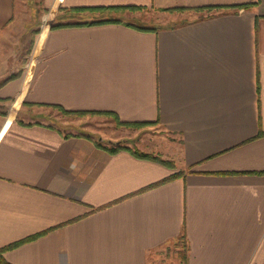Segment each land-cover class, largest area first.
Returning a JSON list of instances; mask_svg holds the SVG:
<instances>
[{"label":"crops","instance_id":"obj_1","mask_svg":"<svg viewBox=\"0 0 264 264\" xmlns=\"http://www.w3.org/2000/svg\"><path fill=\"white\" fill-rule=\"evenodd\" d=\"M17 3L0 0V247L22 242L0 259L180 264L166 250L181 240L184 264H264V0H40L64 23L127 5L165 20L48 27L29 72L11 76ZM27 105L151 122L174 165L111 153Z\"/></svg>","mask_w":264,"mask_h":264},{"label":"rangeland","instance_id":"obj_2","mask_svg":"<svg viewBox=\"0 0 264 264\" xmlns=\"http://www.w3.org/2000/svg\"><path fill=\"white\" fill-rule=\"evenodd\" d=\"M17 1V5L19 7L17 26H15L13 30H10V40L6 42V44L4 43L2 45L3 51L8 54L12 55L15 51L17 52L18 62L16 63L17 67H14L17 72L13 73L12 71L14 70H9L11 71V76H14V74L23 76L25 72H29L35 62V55L37 53L36 50L38 48L37 42L42 33L46 31L48 27H54L60 23H64L59 21V17L61 15L59 16L57 14V10L42 8L40 0ZM121 10L128 11H123L120 13L117 11H105L102 9L93 10L92 13H86L88 16L84 18V21L101 17H109L138 25L153 26L155 23L165 20L163 13L151 9L121 8ZM202 10L200 9V11ZM209 10L211 9H207L206 11ZM169 14L175 15V17L178 15L177 12H167L165 15ZM13 64L14 62H11L10 67H12ZM9 71L7 70V74ZM6 102L8 103L6 112L9 114H14L11 99H3L2 103ZM27 106L30 112L37 110H41V112L43 111L42 113L45 114V119L53 124H59L61 127L70 128L73 130L75 129L76 131L85 132L87 135H92L94 141L105 147L108 151L109 149L114 148H126L131 151L147 153L160 158H163L162 155L169 152V149L167 148V139L169 140V136H166V141H164L161 137L153 138L154 135L151 132L153 126L150 124L122 122L116 117L104 112L85 111L78 113L72 111H63L55 105L47 106L45 108L38 106L40 109H38V107H32L31 105ZM61 117H69L73 120H77L78 124L65 126L59 121V118ZM98 124H103V126H98ZM96 129H100L98 130L100 132H98ZM177 244L180 249L177 248V250L174 251V247L176 246L175 243H173L170 246V249L166 250L167 255L169 256L170 253L172 255L175 254L179 260V263L184 264V256L186 254L185 245L181 240L177 241ZM168 251L170 253H168Z\"/></svg>","mask_w":264,"mask_h":264},{"label":"trees","instance_id":"obj_3","mask_svg":"<svg viewBox=\"0 0 264 264\" xmlns=\"http://www.w3.org/2000/svg\"><path fill=\"white\" fill-rule=\"evenodd\" d=\"M249 4L248 3H244V4H240L239 7H247ZM100 7H79V8H74L73 10H75V12H79V11H83V10H89V11H93V10H97L99 9ZM123 8H128V9H141L142 7L140 6H133V5H127V6H123ZM212 8H215L214 6H203V7H197L196 9L197 10H200V9H212ZM108 21H119L115 18H109V17H101V18H96V19H92V20H86V21H79V20H76V21H72V22H65V23H60L54 27H58L60 25H75V24H94V23H102V22H108ZM127 25H132L134 26L135 28H138V29H154L153 27H146V26H143V25H138V24H135V23H130V22H126ZM57 106L58 108H60L61 110L63 111H72V112H78V113H81V112H85L87 110H66L64 109L63 107L59 106V105H55ZM93 112H97V111H93ZM136 123H142V124H150L151 122H136ZM118 149L120 148H114V149H109V151L111 153H114L116 152ZM126 149V148H124ZM135 155H137L138 157H144V158H149V159H153L155 161H158L166 166H169V167H173V161L172 160H168V159H163V158H160V157H156V156H153V155H149L147 153H139V152H135V151H132ZM177 175H182V173L179 171L177 173H172L171 175H169L168 177H166L165 179L162 180L165 181V180H168L172 177H175ZM31 237H28V238H25L23 240H28L30 239ZM22 241H19L17 243H13V244H10V245H6L4 247H0V252L7 249V248H10V247H13L15 245H17L18 243H20ZM185 257V256H184ZM0 263L1 264H8L4 261H2L0 259Z\"/></svg>","mask_w":264,"mask_h":264}]
</instances>
